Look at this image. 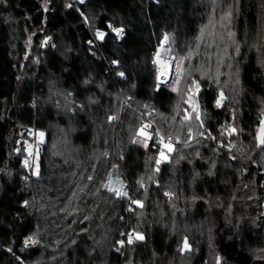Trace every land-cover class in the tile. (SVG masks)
<instances>
[{"label": "trees", "instance_id": "obj_1", "mask_svg": "<svg viewBox=\"0 0 264 264\" xmlns=\"http://www.w3.org/2000/svg\"><path fill=\"white\" fill-rule=\"evenodd\" d=\"M164 37L184 74L157 89ZM263 118L264 0H0V264H264Z\"/></svg>", "mask_w": 264, "mask_h": 264}, {"label": "snow or ice", "instance_id": "obj_2", "mask_svg": "<svg viewBox=\"0 0 264 264\" xmlns=\"http://www.w3.org/2000/svg\"><path fill=\"white\" fill-rule=\"evenodd\" d=\"M81 2H83V0H81ZM227 16H230V13H228ZM116 31H119V30H116ZM228 35H229V37H232V36H234V33L229 32ZM97 36L102 38L103 37V33H97ZM166 40H167V37H165V41ZM162 44H163V42H162ZM237 51H239V47H237ZM154 62L157 63L158 65H160V71H159V74L157 76V81H158V83H157V89H159V87H160L161 84L166 83V82H170V81L162 80L161 77L164 75L163 68L164 67H171V64L168 63V62H166L165 60H162L159 52L157 53V58H156V60ZM183 62H184V58H181L180 61H179V63L176 65V69H177L178 75L176 76V81L175 82H176L177 86L180 84V80H181V78L183 77V74H184L183 73ZM120 75H123V73H120ZM192 84H194L196 86V93H198L199 92V85L196 83V81H192ZM172 91H174V92L178 91V87H173L172 88ZM189 91H191V88H189ZM191 99H192V97L190 96L189 99H188V101H185V102L186 103H190ZM223 99H224V96H223V93H221L219 99L216 101L218 107L221 105ZM197 107L198 106H196V105H192V111L194 113H196V117L195 118L197 120H199L200 119V113L197 110ZM190 118H191L190 114H188L186 112L185 113V116H184V119L185 120H188ZM109 119L111 120V119H113V117H109ZM149 127H151L150 124L143 125L137 134L139 136L145 137L146 139L152 138L151 135L146 132V129L149 128ZM191 131L192 130L189 129V134L190 135H191ZM234 132H235V129L230 127L229 134H232ZM156 135L157 136H160V133L157 131L156 132ZM200 135H203V134L200 133ZM258 139L260 141V144H264V120L261 121L260 136H258ZM133 142L135 143L137 141L134 140ZM158 142L159 143H162L163 146L165 148H167L169 152L173 151V146H172V143H171V137H169L168 143H164L163 142V137L162 136L160 138V141H158ZM176 142L177 143H180V139L177 138V141ZM145 146H147V145L145 144ZM185 146L187 147L188 144L185 143ZM233 147H234V145H233ZM160 157H161V159H159V160L156 161L157 165H159L161 163V160L167 159V157L165 156L163 150H161V152H160ZM105 187H108V190L109 191H115L117 196L127 195V193L121 192L119 190H114L111 187H109L108 185H105ZM141 187H143V183H141ZM165 195H169L170 196L171 193H165ZM137 204L140 207L143 206L142 205V202H137ZM134 236H135V239L136 240H142V239H144L143 235H141L139 233H135ZM35 242L36 241H34L31 237H29L28 240L25 241V244L27 246L29 243H35ZM127 242L129 244H131V243L134 242V240H133V234H129V238H128V241ZM120 243L123 244V241H121ZM188 247L189 246H188L187 240H185V242H184V248L185 249H188ZM217 264H220V258L219 257H217Z\"/></svg>", "mask_w": 264, "mask_h": 264}, {"label": "rangeland", "instance_id": "obj_3", "mask_svg": "<svg viewBox=\"0 0 264 264\" xmlns=\"http://www.w3.org/2000/svg\"><path fill=\"white\" fill-rule=\"evenodd\" d=\"M164 39H165V37L162 39V42H163V44H161V45H159L158 47H157V50H156V52H155V54H154V61L156 60V58H157V53H158V49L160 48V46H165V48L167 49V53L166 54H163L162 56H161V59L162 60H165L166 62H168V63H172V62H174V64H172V66L171 67H166V70H167V73L165 74V75H163L162 77H161V79L162 80H165V81H170V82H166V83H163V87H170L171 86V84H172V81H173V77H174V73H175V68H176V61H175V59H174V56H173V54L171 53V51H170V47H169V45L168 46H166V44H165V42H164ZM170 55H172V58L170 57ZM154 64H155V70H156V80H157V76H158V74H159V71H160V65H158L157 63H155L154 62ZM157 83H158V81H157ZM224 96V95H223ZM219 99V98H218ZM224 101H225V98L223 99V101H222V103H221V105L219 106V107H222L223 105H224ZM191 104V103H190ZM192 105H195L194 103L192 104ZM192 105H190V106H192ZM191 110H192V107H191ZM190 110V111H191ZM189 111V112H190ZM189 112H187L188 114H190ZM263 120H264V118H263ZM146 132L147 133H149V134H151L149 131H147L146 130ZM42 133H37L36 135L34 134L33 135V139H32V141L31 142H29V143H27L26 144V146L28 147V149H29V154H28V164H30V163H33L34 164V168H33V170L35 171V169H36V156H37V152H38V148H39V145L40 144H43L44 142H45V136H44V134H42ZM143 137V136H142ZM143 138H145V137H143ZM145 140H148V139H145ZM165 149H167V148H165ZM168 150V149H167ZM165 154V153H164ZM165 156H166V154H165ZM161 159V158H160ZM113 170H116V168H113ZM119 183H123V179H122V177H120V179H119ZM121 188V187H120ZM105 189L107 190V191H109L108 189H107V187H105ZM111 192V191H110Z\"/></svg>", "mask_w": 264, "mask_h": 264}, {"label": "built area", "instance_id": "obj_4", "mask_svg": "<svg viewBox=\"0 0 264 264\" xmlns=\"http://www.w3.org/2000/svg\"><path fill=\"white\" fill-rule=\"evenodd\" d=\"M65 1H67L70 4H72L76 0H65ZM113 33H115L119 38L121 37V33L119 31L113 30ZM151 114H152L151 111L145 112L144 113V116L142 117V121H141V124L140 125L142 127L143 125L150 124L151 127L147 128L146 130L147 131H153L156 134V132L158 131L157 128L148 119L151 116ZM166 141H168V140H166ZM28 168L33 171L34 164L33 163L28 164ZM114 190H119L121 192L127 193V195L117 196L115 191H111V193L115 197L120 198V199H125L127 201V207H130L133 204V202H134L133 197L130 195V193H128L126 184H123L121 186V188L114 189ZM129 234H133V240H136L135 239V236H134V233H131V232L127 233V235L123 239H121L120 241L117 242L116 246L114 247V252H116V253H122V251L129 245V243L127 242L128 241V238H129ZM121 241H123V244L120 243Z\"/></svg>", "mask_w": 264, "mask_h": 264}, {"label": "crops", "instance_id": "obj_5", "mask_svg": "<svg viewBox=\"0 0 264 264\" xmlns=\"http://www.w3.org/2000/svg\"><path fill=\"white\" fill-rule=\"evenodd\" d=\"M120 177L121 175L118 169L110 171L106 185H108L112 189H119L123 185V183H119Z\"/></svg>", "mask_w": 264, "mask_h": 264}, {"label": "water", "instance_id": "obj_6", "mask_svg": "<svg viewBox=\"0 0 264 264\" xmlns=\"http://www.w3.org/2000/svg\"><path fill=\"white\" fill-rule=\"evenodd\" d=\"M78 2H80L81 0H77ZM164 42H165V44H166V46H168V39L165 41V39H164ZM170 57L172 58V55H170ZM172 64H174V62H172L171 63V66H172ZM160 86H164L163 84H161ZM166 87V86H165ZM260 127H261V123H260V125L258 126V128H257V132H256V142H257V146H258V148H260L261 146H262V144H260V141H259V139H258V136H260ZM183 249L184 250H187V249H185L184 248V246H183Z\"/></svg>", "mask_w": 264, "mask_h": 264}, {"label": "bare ground", "instance_id": "obj_7", "mask_svg": "<svg viewBox=\"0 0 264 264\" xmlns=\"http://www.w3.org/2000/svg\"><path fill=\"white\" fill-rule=\"evenodd\" d=\"M158 52L160 53V56H162L163 54L167 53V49L165 48V46H160V48L158 49ZM163 72H164V75L167 73L166 67L163 68Z\"/></svg>", "mask_w": 264, "mask_h": 264}]
</instances>
